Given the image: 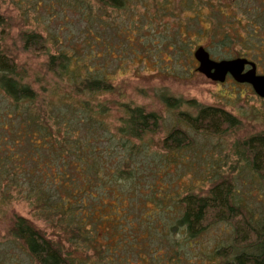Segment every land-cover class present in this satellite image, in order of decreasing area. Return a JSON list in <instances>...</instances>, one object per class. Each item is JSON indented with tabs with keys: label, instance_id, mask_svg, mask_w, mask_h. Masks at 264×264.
<instances>
[{
	"label": "trees",
	"instance_id": "16d2710c",
	"mask_svg": "<svg viewBox=\"0 0 264 264\" xmlns=\"http://www.w3.org/2000/svg\"><path fill=\"white\" fill-rule=\"evenodd\" d=\"M135 1H29L37 11L48 2L47 11L58 7L57 16L75 14L79 43L89 50L88 55L80 53L75 44L65 46L56 33L24 32L25 50L45 53L47 71L63 84L44 94L27 81L28 76L0 44V218L6 214V206L24 202L46 225L41 228L15 214L8 229L9 244H0V264H126L127 253L139 254L138 258L148 264H183L181 254L220 224L232 228L231 238L227 246L214 249L210 262L264 264V204L251 205L242 198L247 184L238 175L247 172L253 186L264 192V133L233 144L235 166L222 177L216 174L218 180L207 196L190 193L172 200L166 208L162 206L167 197L158 198L155 213L162 212L160 219L153 212L135 218L133 207L124 209L126 197L139 193L140 183L153 174L154 166L168 160L161 156L175 157L195 147L188 129L221 137L241 125L229 112L196 106L195 116L177 113L185 129L173 128L157 142V151L150 153L153 141L145 139L160 132L162 118L140 107L122 105L121 126L112 133L105 121L110 106L92 104L85 98L115 90L104 61L110 15L112 11L130 12ZM7 25L0 14V29ZM259 28L264 34V25ZM260 34L255 28L244 39L225 34L222 44H245L246 50H261L264 37ZM175 51L180 56L187 52ZM236 54L240 57L242 53ZM164 100L170 110L178 111L182 106L179 100ZM178 161L173 164H180ZM166 163L171 164L169 160ZM137 197L134 203L139 202ZM152 199L145 198L147 202ZM108 210L119 218L116 224L109 223L111 231H102L104 222L113 220L103 214ZM147 210L143 207L139 214ZM176 232L182 234L181 239H174L172 233ZM165 246L167 253L173 252L169 261Z\"/></svg>",
	"mask_w": 264,
	"mask_h": 264
},
{
	"label": "rangeland",
	"instance_id": "374dc122",
	"mask_svg": "<svg viewBox=\"0 0 264 264\" xmlns=\"http://www.w3.org/2000/svg\"><path fill=\"white\" fill-rule=\"evenodd\" d=\"M29 1L0 0V14L8 24L0 29V44L17 61L24 75L28 76L27 81L44 94L56 88L60 82L47 71L48 56L45 53L34 54L25 50L22 40L24 32L40 30L46 36L56 33L65 46L75 44L80 53L85 51L88 55L89 50L86 49V44L79 43L75 14L57 16L58 7L55 10L48 9V12V2L42 3L37 11ZM36 1L39 2L34 0V3ZM263 22L264 0H136L130 12L112 11L108 28V50L104 48L106 65H103L107 66L106 71L115 90L111 94L85 99L92 104L102 102L103 105L110 106L111 112L105 121L113 134L121 126L122 105L140 107L146 112L157 113L162 118L160 132L145 139L146 142L153 141L150 153L157 151V142L164 139L173 128L185 129L178 121L177 113L185 112L195 116L196 106L224 110L241 123L235 131L221 137L195 134L188 129V133L196 141L195 147L181 151L175 157L161 156L168 158L171 164L168 165L166 160L155 165L153 174L140 183L139 193L134 191L126 197L124 209L133 207V214L136 216L131 214L132 217H144L142 213H155L158 198L167 197L162 206L166 208L171 206L172 200L190 193L207 196L212 184L218 180L215 178L216 174L219 172L222 177L235 166L233 144L264 133V99L255 93L251 85L237 83L231 77L225 83L206 78L197 71L199 63L194 57V52L199 47H204L212 59L217 61L246 58L256 63L258 75L264 76V47L261 50H246L245 44H237L235 47L222 44L225 34L244 39L251 28H255L260 34L259 27L264 25ZM260 35L264 37V34ZM175 49H186L187 52L180 56L175 53ZM236 53L242 54L235 57ZM96 65L97 69L99 64ZM59 86L63 87V84L60 83ZM164 98L181 101V108L178 111L170 110ZM178 160L181 161L180 164H173ZM165 165H168L167 169ZM241 173H238L239 177L247 184L242 189V198L251 205L258 202L264 204V192L253 186L249 177H246L249 176L247 172ZM136 197L139 202L134 203ZM145 198L153 199L147 202ZM134 204L137 210H134ZM143 207L148 208V212L139 214ZM15 214L46 228L43 222L34 217L32 209L26 203L12 202L6 206V214L0 218V244L5 245L4 247L9 244L8 229ZM103 214L113 220L104 222L102 231H111L109 223L116 224L119 216L109 210ZM161 215L162 212L154 214L157 219ZM231 232L232 228L227 224L211 228L193 247H188L187 253L181 254L183 264H213L209 255L214 249L229 244ZM172 235L179 240L182 234L176 232ZM163 249H166L164 254L168 257L166 261H169L173 252L167 253L166 246ZM127 254L129 263L126 264H148L138 258L139 254ZM115 258L117 259L116 256Z\"/></svg>",
	"mask_w": 264,
	"mask_h": 264
},
{
	"label": "water",
	"instance_id": "95a60500",
	"mask_svg": "<svg viewBox=\"0 0 264 264\" xmlns=\"http://www.w3.org/2000/svg\"><path fill=\"white\" fill-rule=\"evenodd\" d=\"M194 57L199 63L197 71L206 78L225 83L231 77L237 83L251 85L255 93L264 99V76L258 75L256 63L246 58L217 61L212 59L204 47H199L194 52Z\"/></svg>",
	"mask_w": 264,
	"mask_h": 264
},
{
	"label": "flooded vegetation",
	"instance_id": "af4514ba",
	"mask_svg": "<svg viewBox=\"0 0 264 264\" xmlns=\"http://www.w3.org/2000/svg\"><path fill=\"white\" fill-rule=\"evenodd\" d=\"M247 70H248V68H247Z\"/></svg>",
	"mask_w": 264,
	"mask_h": 264
}]
</instances>
